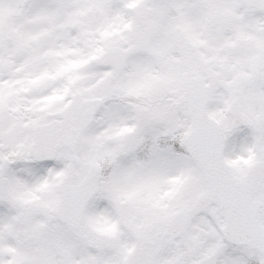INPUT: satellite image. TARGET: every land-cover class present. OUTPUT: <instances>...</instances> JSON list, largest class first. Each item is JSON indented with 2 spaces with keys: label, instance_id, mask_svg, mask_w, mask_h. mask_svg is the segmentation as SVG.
<instances>
[{
  "label": "snow or ice",
  "instance_id": "6c2138e0",
  "mask_svg": "<svg viewBox=\"0 0 264 264\" xmlns=\"http://www.w3.org/2000/svg\"><path fill=\"white\" fill-rule=\"evenodd\" d=\"M0 264H264V0H0Z\"/></svg>",
  "mask_w": 264,
  "mask_h": 264
}]
</instances>
